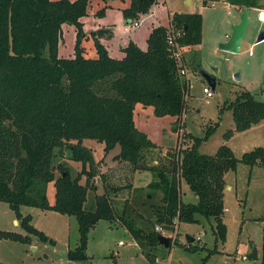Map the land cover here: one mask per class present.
<instances>
[{"label": "trees", "instance_id": "1", "mask_svg": "<svg viewBox=\"0 0 264 264\" xmlns=\"http://www.w3.org/2000/svg\"><path fill=\"white\" fill-rule=\"evenodd\" d=\"M90 1L0 0V201L15 211L25 231L0 229V239L25 244H31L33 236L41 241L50 240L34 226L32 214L24 215L21 208L54 210L75 216L79 242L67 255L69 260L83 261L90 258L87 253L90 230L100 220L114 222L120 218L135 239L150 246L145 253L155 263L154 251L162 249L166 257L173 244L164 247L158 240L159 232L146 231L128 219L127 202L118 214L111 191L105 187L92 206L86 205L88 193L97 188L95 180L101 173L94 150L84 145V140L104 143L100 162L119 146L114 159L138 165L146 150L156 147L136 126V105L152 106L157 116L171 115L179 121L187 108L190 79L180 75L172 57L169 26L182 29L179 40L189 47L202 42L203 15L198 11H174L170 25L153 27L147 48L131 39L123 47V58L113 57L93 32L97 50V57L93 58L85 54L83 45L86 32L82 17L88 14ZM157 1L131 0L123 9L126 20L148 13ZM208 1L203 0L205 4ZM228 1L240 7L260 5L259 0ZM105 8L97 14H104ZM64 23L74 24L77 31L74 55L70 57L58 55ZM229 108L233 111L235 127L227 131V139L234 131L247 130L264 120V101L249 90L238 93ZM184 137L193 138V143L178 156L168 154L174 159L172 168L150 169L157 179L148 186L163 192L160 203L153 206L156 220L171 227L176 219L199 223V216L214 218L216 241L225 243L228 233L224 221L225 175L237 170L240 161L250 166L264 165V147L247 151L239 159L226 144L213 155L203 154L199 151L202 138L188 132L183 134V141ZM66 151L69 159L82 163L75 177L64 162ZM58 157L61 160L57 162ZM183 179L196 194V202L182 200ZM51 181L56 187L53 204L48 197ZM178 243L176 238L174 245ZM187 249L196 250L192 245ZM217 251L216 247L213 252ZM261 264H264V229Z\"/></svg>", "mask_w": 264, "mask_h": 264}, {"label": "rangeland", "instance_id": "2", "mask_svg": "<svg viewBox=\"0 0 264 264\" xmlns=\"http://www.w3.org/2000/svg\"><path fill=\"white\" fill-rule=\"evenodd\" d=\"M160 0L151 13L140 16L141 27L138 32V43L145 47L146 37L153 25L169 23L171 14L176 9H193L189 11H202L203 13V39L195 50L186 47V57L189 63V95L187 108L179 121L175 116H157L152 106L139 103L134 111L136 126L144 131L155 143L156 147L147 149L138 165L115 160L114 156L120 151L117 146L104 160V143L93 139H85L84 145L94 150L95 159L99 162L100 175L95 180L97 188L88 193L87 206L95 203L97 194H103L109 188L118 214H121L127 204V218L146 231L162 226L167 234H176L179 243L173 245L166 257L162 249L155 250L160 262L152 263L146 256L150 246L143 240L135 239L128 228L118 218L114 222L100 220L89 232L87 253L89 259L71 261L68 259V250L74 248L79 242L78 222L75 216L61 214L54 210H44L32 206H22L24 215L32 214V223L44 231L49 237L48 241H38L39 250L31 247L29 259L21 257V242L10 239H0V258L16 264H261L263 258V229H264V165L258 163L250 166L239 162L235 171H228L225 175V214L224 221L228 228L225 243L217 242L214 234L215 219L199 216V223L179 222L176 225L166 226L156 220L154 205L160 203L162 191H153L148 186L157 179L151 168L160 167L167 171L173 167L174 159L168 155H179L183 149L193 143V138L184 137L190 133L194 137L202 138L199 146L200 153L213 155L223 144L230 146L236 156L241 159L243 154L258 146L264 147V120L254 124L244 131H234L231 138L225 134L234 129L233 111L229 104L234 101L237 94L243 90L251 91L254 96L264 101V40L256 42L263 22L258 18L256 8L249 10V23L238 52L223 50L220 44L227 41L226 33L231 35L233 25L241 21V12L236 6L228 5L224 1H215L214 4L204 7L202 0ZM264 3V0H260ZM121 6L106 7L105 13L97 14L98 4L90 5L92 18L99 17L109 23L111 33L104 37L112 53L122 56L123 45L127 44L130 36L121 28L127 20ZM263 5V4H260ZM232 10V13L229 10ZM99 24H94L91 19L84 21L86 35L83 42L87 45L89 57L96 54L95 36L92 31L99 29ZM87 33L89 37H87ZM77 40L76 26L64 23L62 38L59 42L58 55L70 57L75 50ZM97 56V55H96ZM95 57V56H93ZM216 78L213 89L203 77L197 65ZM217 68V71H215ZM240 75L237 79L236 75ZM204 87H209L212 96L204 93ZM218 123V125H217ZM212 129V130H211ZM211 130V131H210ZM210 131V132H209ZM209 136L207 137V135ZM205 137H207L205 139ZM166 151V152H165ZM64 162L70 168L72 176H77L82 169V163L69 159V151L65 152ZM61 157L57 158V162ZM144 165L148 167L144 169ZM102 174L105 175L103 178ZM85 177L82 179L84 182ZM181 196L184 202H196L197 196L187 182L183 179ZM106 187V188H105ZM116 188V190H112ZM153 192V196L149 193ZM48 197L53 204L56 199L55 183L48 184ZM14 210L8 203L0 201V229L25 233ZM187 235L194 237L188 242ZM125 244H120V242ZM196 250H189L187 246ZM217 247L218 251L213 252ZM254 248L257 250L258 259L249 256ZM44 253L48 258L41 257ZM207 258V260H205ZM24 260V261H22Z\"/></svg>", "mask_w": 264, "mask_h": 264}, {"label": "crops", "instance_id": "3", "mask_svg": "<svg viewBox=\"0 0 264 264\" xmlns=\"http://www.w3.org/2000/svg\"><path fill=\"white\" fill-rule=\"evenodd\" d=\"M203 1V0H202ZM215 1H224V2H226L228 5H231V6H236L239 10H240V12H241V18H242V14H243V12H244V8L245 7H240L238 4H235V3H232V2H230V1H228V0H209L208 1V3H204L203 2V5H204V7H206V6H209L210 4H214L215 3ZM93 2H95V4H98L100 7L98 8V10L99 9H101L102 7H115V6H121L120 4H122V8H125V7H128L130 4H131V0H91L90 1V5L93 3ZM164 2H166V0L164 1ZM187 2H192V0H187ZM259 2H260V0H259ZM157 3H160V0H158L152 7H151V10L148 12V13H151V11H152V9H153V7L157 4ZM260 4H263V5H258V6H251V7H247L248 8V10H250L251 8H256L257 9V11H258V9L260 8V7H262V6H264V3H260ZM90 5H89V10H88V14L86 15V16H84V17H82V20H83V22L84 21H86L87 19H91L92 20V22H94V24H99V26H100V28H108V26H110V24L109 23H107V22H105L104 20H102V21H100V18L99 17H96V15H95V17H93L92 18V15H90L91 13H90ZM189 10H193V9H176L175 11H185V12H196V11H189ZM231 10V9H230ZM229 10V11H230ZM172 12V11H171ZM171 12H170V15H171ZM174 12V11H173ZM198 12H201L202 13V11H198ZM148 13H144V14H148ZM231 13H232V10H231ZM143 15V14H142ZM202 15H203V13H202ZM126 23V22H125ZM125 23H123L122 24V30L123 31H125L126 32V34H127V36H130V38L128 39V41H127V44L129 43V41L132 39V40H134L135 42H139L138 41V30H139V28L141 27V24L138 26V27H136V28H133V29H131V30H127V29H125ZM159 24H165V25H169L170 24V21H169V23H159ZM158 24V25H159ZM154 26H156V25H153V27ZM153 27H152V29H153ZM99 28V29H100ZM151 29V30H152ZM111 28H109V31L108 32H106V34L104 35V37H106V36H108L110 33H111ZM151 30H150V32H151ZM93 32H96V35L100 38V40L108 47V50H109V52H110V54L113 56V57H116V58H123L124 56H125V53H124V51H123V55L122 56H116L115 54H113L112 53V50H111V48H110V46L107 44V41L105 40V38L103 37V36H100L99 34H98V29H95V30H93L92 31V33ZM150 32H149V34H150ZM149 34L147 35V37H146V43H147V38H148V36H149ZM110 36V35H109ZM229 33H226L225 34V37L226 38H229ZM87 37H89V34L87 33ZM257 42V41H256ZM126 44V45H127ZM139 44V43H138ZM83 45H84V47H85V53H87L88 52V50L86 51V47H87V45L85 44V42H83ZM126 45H123L122 46V48L124 47V46H126ZM140 45V44H139ZM147 45H148V43H147ZM147 45L145 46V47H143V48H147ZM198 45H200V43H198V44H195V45H191V46H189L190 48H193V50H195V47L196 46H198ZM141 46V45H140ZM142 47V46H141ZM73 55H74V53H73ZM73 55H71V56H73ZM87 56H88V54H86ZM97 55V50H96V54L95 55H93V56H95V57H97L96 56ZM92 56V57H93ZM94 58V57H93ZM138 105V104H137ZM166 152V151H165ZM119 152H117L116 154H118ZM227 181V180H226ZM226 189H232V186L231 185H228L227 187H226ZM225 211H226V208H225ZM19 221L16 219L15 220V224H17ZM38 241L36 240V238L35 237H33V239H32V243L31 244H25V243H22V244H20V245H22V247H20V254H21V257H24V259L26 260V259H29V258H31L30 256V252H29V250H30V248L31 247H34L33 249H34V251L35 250H39V246H38ZM4 254H1V256H2V258H5V256H3ZM42 257H45L46 259L48 258V254L47 253H44V256L42 255L41 257H39L40 259L42 258ZM2 258H0V262H5V263H10V261H5V260H2ZM22 261H24V260H22ZM72 261V260H71ZM14 264V263H13ZM16 264V263H15ZM31 264H37L36 262H31Z\"/></svg>", "mask_w": 264, "mask_h": 264}, {"label": "water", "instance_id": "4", "mask_svg": "<svg viewBox=\"0 0 264 264\" xmlns=\"http://www.w3.org/2000/svg\"><path fill=\"white\" fill-rule=\"evenodd\" d=\"M248 23H249V10L247 7H245L244 12L242 14L241 21L239 23L233 25V31H232L231 35L229 36L227 41H224L220 44V47L226 51L238 52L240 50L242 39L245 36ZM108 31H109V28H100V29H98V34L100 36H104L106 34V32H108ZM262 40H264V28H261V30L259 31V34L257 36V39H256L257 42L262 41ZM197 67H198L200 74L203 77H205V79H207L209 81V83L212 85L213 89H215L216 78L213 75L206 72L200 64H198ZM215 71H217V68H215ZM236 77H237V79L241 78L239 74H237ZM187 239H188L189 243L194 241V237H192L190 235H187ZM158 240H159L160 244L166 248H168L171 244L170 237H168L166 235H159ZM249 257L251 259H258V254H257L256 248H254L253 252L250 254Z\"/></svg>", "mask_w": 264, "mask_h": 264}, {"label": "built area", "instance_id": "5", "mask_svg": "<svg viewBox=\"0 0 264 264\" xmlns=\"http://www.w3.org/2000/svg\"><path fill=\"white\" fill-rule=\"evenodd\" d=\"M231 13V10L229 11ZM258 18L264 24V6L258 9ZM141 24L140 17L132 19L130 21H126L125 29L131 30L133 28L138 27ZM170 25V24H169ZM182 35V29L175 27L173 24L169 26V44L172 52V57L175 59L178 65V71L182 77L189 78V63L186 57V47H184L179 38ZM204 93H206L209 97L212 96V91L209 87H204ZM178 220H175L176 228L178 229ZM156 231L159 232L161 235H166L170 237L172 244H175L176 234H167L166 231L162 226H156ZM120 244H125L122 241ZM161 258L159 256L156 257V262H160Z\"/></svg>", "mask_w": 264, "mask_h": 264}]
</instances>
